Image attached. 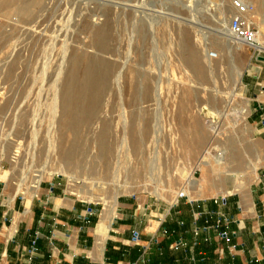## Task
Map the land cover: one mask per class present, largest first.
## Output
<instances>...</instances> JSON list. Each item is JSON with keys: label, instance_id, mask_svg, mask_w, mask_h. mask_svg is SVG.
<instances>
[{"label": "rangeland", "instance_id": "rangeland-1", "mask_svg": "<svg viewBox=\"0 0 264 264\" xmlns=\"http://www.w3.org/2000/svg\"><path fill=\"white\" fill-rule=\"evenodd\" d=\"M187 1L0 0V179L33 183L35 173L60 176L70 192L67 175L59 172L64 169L102 182L90 200L73 190L79 199L102 204L97 195L111 201L137 192L170 203L182 188L197 198L189 172L202 196L233 189L234 176L225 168L195 167L208 150L211 162L223 151L225 158L236 153L235 164L246 171L259 164L244 178L248 193L264 166V139L248 119L243 89L227 118L208 111L224 108L235 78L231 68L243 71L244 88L261 55L264 0H244L247 12L235 0H192L189 7ZM233 12L257 32L259 52L244 44L230 51L215 33ZM86 83L97 97L65 91ZM245 108L246 115L234 114ZM213 118L220 132L233 135L229 146L226 135L213 137ZM195 131L205 136L200 145H193Z\"/></svg>", "mask_w": 264, "mask_h": 264}, {"label": "crops", "instance_id": "crops-1", "mask_svg": "<svg viewBox=\"0 0 264 264\" xmlns=\"http://www.w3.org/2000/svg\"><path fill=\"white\" fill-rule=\"evenodd\" d=\"M260 54L243 92L264 139V48ZM33 184L0 179V264H264V166L248 193L218 204L220 195L167 203L137 192L101 204L68 192L60 176ZM217 213L230 219L228 241L210 227Z\"/></svg>", "mask_w": 264, "mask_h": 264}, {"label": "bare ground", "instance_id": "bare-ground-1", "mask_svg": "<svg viewBox=\"0 0 264 264\" xmlns=\"http://www.w3.org/2000/svg\"><path fill=\"white\" fill-rule=\"evenodd\" d=\"M197 1V0H196ZM238 1L237 4H239V6H242L245 8V5H246V2L244 0H235V2ZM188 3L186 4V6H190V4L192 3V0H188L187 1ZM206 2H211V0H206ZM214 7V10L217 11L219 6H221L219 3H216L215 4L213 3L212 4V7ZM234 14L231 13V16ZM235 16V15H233ZM228 23H229V17L225 18L224 20H222V27L219 28V29H215V33L216 34H219L223 37L226 38L227 40V43L225 44L224 41H223V44L224 45H227V47H229V50H234V49H237L239 47H241L242 44L248 46V47H253V48H258L260 50V45H252V44H248L246 41H244L243 39H239V38H236L233 34H231L230 30H229V26H228ZM104 36H105V33L104 31L100 30L99 32V39H104ZM103 41H101L102 43ZM223 45V46H224ZM101 48L104 49V45L102 46L101 45ZM218 56V55H216ZM198 56L195 54V53H191L190 54V61H191V64L194 66H198ZM205 67H210V64L205 63ZM231 74H232V77L235 76L234 80H233V87L231 88L230 92L227 94V97L225 98L226 100L224 101V108L221 109V110H215V108L211 107V109L214 110V112H210L208 111V113H211L213 114V116H220L222 118H227L228 116V113H229V110H231L230 108L232 107V100H233V97L236 95V96H240L242 97V89H243V86H242V75H243V71L241 69H238L236 67H233L231 68ZM68 89L65 90V91H69L70 93H76L78 94L80 92L83 93L84 95L87 94V95H90L91 97L93 96L94 97H97V90L92 88L90 86V83L89 85L86 83L84 85H82L81 87H78V86H74V85H70V88L67 87ZM89 96V97H90ZM76 98H73V99H69V103L68 104H74L76 103ZM247 108V107H246ZM245 108V110H242V111H237L235 112L234 114L236 116H239L240 114L241 115H246L247 114V109ZM210 110V109H209ZM239 114V115H238ZM74 125V121H73V118L71 117L70 119V122H69V127H73ZM209 125L211 126L212 128V132H213V137L214 138H221V137H224L226 135V141H227V144L229 146V144L232 142V139H233V135L231 134L230 135V139L228 138V135L226 134L228 132V134L230 133V130H225L220 132L221 128L219 126V123L213 118L210 120L209 122ZM104 130H101L99 132V136H100V142H103L104 141ZM220 136V137H219ZM204 138L205 136L204 135H199L197 131H195L194 133V137H193V145H200L203 141H204ZM71 149H72V146H71ZM72 155V152L71 150H69L66 154V157L67 159L69 160L70 157ZM223 151H220L218 152L214 159H212V162L210 161L209 159V156H210V151L206 150V154H203L198 160H197V163L195 164V167L196 168H200L202 170H206V166L209 167V169L213 172L215 170H219L221 168H225L227 171V173H229L230 175H233L234 176V185H233V189L232 190H227V189H221L219 192H218V195L220 196H225L227 194H230V193H233V192H238L240 194H245L246 192V183L244 181V178L248 177L249 175L255 173L257 167L259 166L258 163L256 164H253L251 165V169L250 171H246L244 169H241L239 166H237V164H235V155L236 153H233V152H229L228 155H227V158H225L223 156ZM214 163V165L212 164ZM228 163L230 164V166H228ZM1 172V171H0ZM59 172L67 175L68 179H69V185H70V189L69 191L71 193H74L73 190H76L77 193H79V195H82L83 197L87 198L88 200L92 199L93 196H94V190H97V189H100L102 187V182H99L97 181L96 179H92L93 177H85V178H82V177H77L73 174H68L66 173V170L64 169H61ZM227 174V175H229ZM35 176V180H34V184L33 186L35 187L37 185V183L39 182V180L41 179V175L39 173H35L34 174ZM186 181L188 184H190L191 188L195 189L196 191V195L195 197H200L203 195V192L201 190L202 188V185L201 183L195 179L193 177V174L192 172H189L186 176ZM183 193L185 195H190V191L188 188H182V190L178 191L176 193V195L171 199V203H175L176 200H177V197L179 196V193ZM114 199H112L111 201H109L107 198H102L101 195H97L96 196V199L97 200H102L105 204H108V202H113L115 200V196L113 197Z\"/></svg>", "mask_w": 264, "mask_h": 264}, {"label": "built area", "instance_id": "built-area-1", "mask_svg": "<svg viewBox=\"0 0 264 264\" xmlns=\"http://www.w3.org/2000/svg\"><path fill=\"white\" fill-rule=\"evenodd\" d=\"M237 3L238 1L235 2V6L239 8L240 12H247L250 10L247 5H245V8H244L242 6H239V4ZM229 30L231 34H233L236 38L243 39L248 44H252L256 46L258 45L257 32L253 28H251L248 24L244 23L239 15H235L231 18L230 23H229ZM251 48L253 49V51H256V52L260 51L258 48L256 49V48H253L252 46ZM257 56H258V53H257ZM179 196L183 197L185 196V194L180 192ZM213 201L214 203H217V204L224 202V197L222 196L215 197L213 198ZM229 222H230V219L227 216L217 213L215 221L210 227H213L215 231H217L218 238L228 241L229 232L227 231L226 228L228 227ZM133 238L137 239L136 233L134 234Z\"/></svg>", "mask_w": 264, "mask_h": 264}]
</instances>
